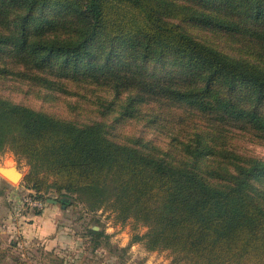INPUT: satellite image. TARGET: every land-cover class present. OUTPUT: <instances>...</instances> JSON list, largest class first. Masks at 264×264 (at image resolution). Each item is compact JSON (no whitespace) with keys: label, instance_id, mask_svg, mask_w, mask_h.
I'll return each mask as SVG.
<instances>
[{"label":"trees","instance_id":"obj_1","mask_svg":"<svg viewBox=\"0 0 264 264\" xmlns=\"http://www.w3.org/2000/svg\"><path fill=\"white\" fill-rule=\"evenodd\" d=\"M0 80L49 99L101 91L102 118L167 132L163 147L117 142L104 120L0 93V156L27 161L40 198L111 209L174 264H264V160L236 142L264 145V0H0ZM84 237L91 253L110 245Z\"/></svg>","mask_w":264,"mask_h":264},{"label":"rangeland","instance_id":"obj_2","mask_svg":"<svg viewBox=\"0 0 264 264\" xmlns=\"http://www.w3.org/2000/svg\"><path fill=\"white\" fill-rule=\"evenodd\" d=\"M192 32L197 38L208 39L196 31ZM208 40V43L227 51L219 40ZM68 89L75 94L49 99L29 92L26 85L0 80V93L15 102L65 119L104 120L111 126L110 135L117 142L143 138L160 147L165 146L167 132L160 128L159 122L146 126L143 121L121 120L113 116L102 118L96 111V98L106 96L109 99L107 94L94 89ZM236 142L242 151L264 160V145L246 138H238ZM0 167H16L23 175L22 180L11 183L0 174V201L4 198L2 196L8 199L4 205L1 204L6 214L0 218V264H174L170 252L149 251L142 243H132L133 237L144 235L146 229L132 221L119 223L111 209L102 208L93 213L80 203L63 209L60 204L51 202L56 195L40 198L25 183L30 166L14 152L7 150L0 156ZM2 178L8 184L3 183ZM38 212L41 214L37 215ZM31 217L38 218V228H45L44 236H32L29 232L19 234L20 227H31L28 222ZM91 228L103 230L110 237V245L102 244L91 253L89 238L84 237L86 230ZM7 229L12 231L11 237Z\"/></svg>","mask_w":264,"mask_h":264},{"label":"crops","instance_id":"obj_3","mask_svg":"<svg viewBox=\"0 0 264 264\" xmlns=\"http://www.w3.org/2000/svg\"><path fill=\"white\" fill-rule=\"evenodd\" d=\"M2 180H3L2 181L3 183L8 184V181L7 180H5L4 178H2ZM0 197H1V195H0ZM2 197H4V198H3L2 202L0 201V218H2L1 215L3 213H4V215L6 214L5 207L2 206V205H4V201H5V199H7V197L6 196H2ZM5 206H6V204H5ZM30 220L31 221H28V222H29V225L31 227H27V226L26 227H23V228L20 227L19 228V234L22 235V234H25L26 232H29L32 236H41V237L44 236V234H45V228H43V227H39L38 228L37 227V225H38V223H37L38 222V218L37 217H31ZM47 226H49V224ZM4 232H6V231H4ZM7 234H8V236L11 237L12 231L10 229H7Z\"/></svg>","mask_w":264,"mask_h":264},{"label":"water","instance_id":"obj_4","mask_svg":"<svg viewBox=\"0 0 264 264\" xmlns=\"http://www.w3.org/2000/svg\"><path fill=\"white\" fill-rule=\"evenodd\" d=\"M0 174L11 183L17 180L20 181L23 178L22 173L16 167H0ZM51 202L54 204L57 203L55 200H51ZM94 229L99 230L97 228Z\"/></svg>","mask_w":264,"mask_h":264}]
</instances>
